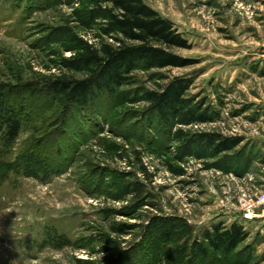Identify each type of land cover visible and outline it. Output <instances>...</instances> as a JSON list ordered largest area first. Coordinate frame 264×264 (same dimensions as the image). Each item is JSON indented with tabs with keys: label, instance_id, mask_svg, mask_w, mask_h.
Listing matches in <instances>:
<instances>
[{
	"label": "rangeland",
	"instance_id": "374dc122",
	"mask_svg": "<svg viewBox=\"0 0 264 264\" xmlns=\"http://www.w3.org/2000/svg\"><path fill=\"white\" fill-rule=\"evenodd\" d=\"M143 1L191 65L138 69L80 108L52 82L86 80L78 55L120 36L85 0H0V93L23 120L13 141L0 123V264H264V213L242 207L264 194V0ZM176 80L185 107L164 122L149 94ZM219 137L238 145L216 154ZM232 224L234 252L194 251Z\"/></svg>",
	"mask_w": 264,
	"mask_h": 264
},
{
	"label": "trees",
	"instance_id": "16d2710c",
	"mask_svg": "<svg viewBox=\"0 0 264 264\" xmlns=\"http://www.w3.org/2000/svg\"><path fill=\"white\" fill-rule=\"evenodd\" d=\"M90 7V23L105 17L109 30L118 34L117 46L104 44L101 49H86L78 55L90 73L86 80L52 82V90L60 98L75 107L83 108L98 92L114 91L127 81L138 69L182 68L191 65L171 52L187 49L186 40L174 29L172 23L145 5L143 0H85ZM187 84L182 80L172 81L161 93H150L151 107L164 122L182 113L185 107ZM0 93V123L4 135L13 141L21 130L22 116L18 107L7 106ZM22 107V106H21ZM204 118L198 120L204 122ZM205 145L214 148L216 154L231 151L238 145L235 139H207ZM247 234L241 226H214L206 231L202 241L194 243V251L206 257V250L213 253L230 254L246 240ZM205 243V244H204Z\"/></svg>",
	"mask_w": 264,
	"mask_h": 264
},
{
	"label": "built area",
	"instance_id": "2783aa9c",
	"mask_svg": "<svg viewBox=\"0 0 264 264\" xmlns=\"http://www.w3.org/2000/svg\"><path fill=\"white\" fill-rule=\"evenodd\" d=\"M243 219L252 220L256 217L255 210L259 208L264 213V194H260L254 201L243 203Z\"/></svg>",
	"mask_w": 264,
	"mask_h": 264
}]
</instances>
